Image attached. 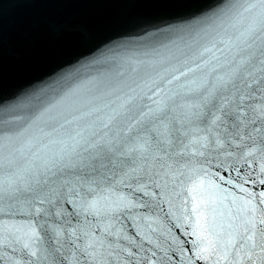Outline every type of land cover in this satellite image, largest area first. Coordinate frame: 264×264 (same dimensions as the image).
Masks as SVG:
<instances>
[{
	"label": "snow or ice",
	"instance_id": "6c2138e0",
	"mask_svg": "<svg viewBox=\"0 0 264 264\" xmlns=\"http://www.w3.org/2000/svg\"><path fill=\"white\" fill-rule=\"evenodd\" d=\"M110 2L0 4V264H264V0L21 21L9 82V4Z\"/></svg>",
	"mask_w": 264,
	"mask_h": 264
},
{
	"label": "water",
	"instance_id": "95a60500",
	"mask_svg": "<svg viewBox=\"0 0 264 264\" xmlns=\"http://www.w3.org/2000/svg\"><path fill=\"white\" fill-rule=\"evenodd\" d=\"M5 0H0L3 4ZM161 14V10L147 4L129 5L124 0H112L110 3H71V4H9L7 15L4 18L7 45L4 49V59L8 71L9 82L14 83L19 78L17 72L18 55L20 47L18 24L21 21L39 20L40 25L35 34L38 47L47 49L56 43V38L48 33L45 21L63 22L69 20L77 29L75 35L80 34V29L91 32L101 21H111L117 18H130L133 16L153 17ZM73 46H68V51ZM42 65L38 64L36 67Z\"/></svg>",
	"mask_w": 264,
	"mask_h": 264
}]
</instances>
